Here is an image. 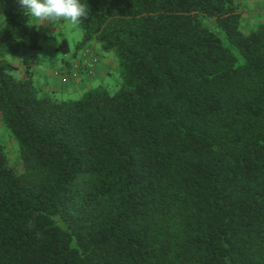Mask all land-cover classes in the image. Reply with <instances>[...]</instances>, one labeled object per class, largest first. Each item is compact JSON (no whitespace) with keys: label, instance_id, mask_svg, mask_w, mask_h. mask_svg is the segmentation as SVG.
<instances>
[{"label":"trees","instance_id":"trees-1","mask_svg":"<svg viewBox=\"0 0 264 264\" xmlns=\"http://www.w3.org/2000/svg\"><path fill=\"white\" fill-rule=\"evenodd\" d=\"M82 2L75 53L113 51L119 87L57 101L33 80L48 27L0 0L22 166L0 142V264H264V20L243 31L235 0Z\"/></svg>","mask_w":264,"mask_h":264},{"label":"rangeland","instance_id":"rangeland-1","mask_svg":"<svg viewBox=\"0 0 264 264\" xmlns=\"http://www.w3.org/2000/svg\"><path fill=\"white\" fill-rule=\"evenodd\" d=\"M235 4L237 5L241 16V28L243 31H248L257 22L264 20V0H235ZM46 24L49 25L47 34L49 39L41 42L43 48L39 52L40 64L37 68L44 71L47 74L48 80L51 82L48 85L45 83L44 78H39L36 74L34 75V83L41 93L47 94L57 101H66L79 99L85 93L98 86L106 87L110 93H114L118 89L120 80L117 69L110 70V75L105 76L103 79H92L90 84H84L78 89L72 88L70 83H62V81L60 83L61 78L56 77L54 72L55 69L60 66L57 63L63 54L61 50L56 48L62 44L63 40H66L69 48V55L71 56L76 51L77 43L82 40L83 32L77 24L72 25L69 22L57 21L54 22L53 25L48 24L47 22ZM96 47L102 55V58L114 61L117 66V56L113 51L103 52L98 45H96ZM12 75L16 79L21 78L20 71H15ZM56 85H58V88L55 90ZM0 142L7 151L11 165L18 171H21L22 166L19 162L16 140L10 135L8 130H6L1 118Z\"/></svg>","mask_w":264,"mask_h":264},{"label":"crops","instance_id":"crops-1","mask_svg":"<svg viewBox=\"0 0 264 264\" xmlns=\"http://www.w3.org/2000/svg\"><path fill=\"white\" fill-rule=\"evenodd\" d=\"M46 23V22H45ZM49 28V25H47ZM62 47L59 50H63L65 45L62 42ZM90 50L91 53L85 57L84 51ZM81 50L78 53H74L70 56L69 52L64 54L62 51L63 56L58 61V68L55 69L54 75L56 77L61 78L60 83L62 81L63 77L67 78L66 83H70L72 85V88L78 89L84 84H90L92 82V79L95 78H101L103 79L105 76L110 75V70H115L117 68L114 61L106 58H102V55L99 53V50L96 47V44H91L88 46L87 49ZM91 55H94L98 58L96 64L94 65V68L92 70V73L89 74L87 72V64L91 60ZM69 57V58H68ZM67 59L69 61V66L67 67L63 60ZM16 66H19L18 62L15 63ZM55 68V67H54ZM21 72V70H19ZM34 75L36 74L39 78H44L46 84H50V80L47 78V74L39 70L37 67L33 69ZM90 81V82H89ZM42 86L41 84H39ZM58 88V85L55 86V90Z\"/></svg>","mask_w":264,"mask_h":264},{"label":"clouds","instance_id":"clouds-1","mask_svg":"<svg viewBox=\"0 0 264 264\" xmlns=\"http://www.w3.org/2000/svg\"><path fill=\"white\" fill-rule=\"evenodd\" d=\"M24 10L27 22L33 21L32 26L39 24L46 27L54 22H69L79 24L88 15L87 6L82 0H18Z\"/></svg>","mask_w":264,"mask_h":264},{"label":"built area","instance_id":"built-area-1","mask_svg":"<svg viewBox=\"0 0 264 264\" xmlns=\"http://www.w3.org/2000/svg\"><path fill=\"white\" fill-rule=\"evenodd\" d=\"M90 53H91L90 50H85V51H84V55H85V57L88 56ZM97 60H98V58H97L96 56L91 55V60H90V62L87 64V72H88L89 74L92 73V70H93L94 65L96 64ZM66 81H67V78H66V77H63V78H62V83L66 82Z\"/></svg>","mask_w":264,"mask_h":264}]
</instances>
